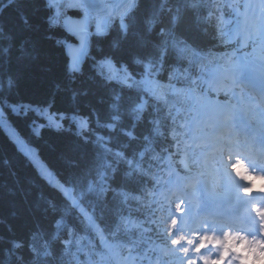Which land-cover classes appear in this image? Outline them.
Returning <instances> with one entry per match:
<instances>
[{"label": "trees", "instance_id": "obj_1", "mask_svg": "<svg viewBox=\"0 0 264 264\" xmlns=\"http://www.w3.org/2000/svg\"><path fill=\"white\" fill-rule=\"evenodd\" d=\"M224 7L137 0L91 36L80 70L70 72L65 44L74 39L52 23L48 0H0V105L9 130L73 187L98 224L89 226L0 125V264H95L103 240L125 255L143 237H163L155 188L166 155H181L178 134L202 73L231 52L219 28ZM108 60L126 81L109 77ZM146 63L160 64L154 94L134 81ZM44 108L62 118L59 128ZM78 117L88 123L81 131L71 122Z\"/></svg>", "mask_w": 264, "mask_h": 264}, {"label": "rangeland", "instance_id": "obj_2", "mask_svg": "<svg viewBox=\"0 0 264 264\" xmlns=\"http://www.w3.org/2000/svg\"><path fill=\"white\" fill-rule=\"evenodd\" d=\"M58 1L60 2V1H66V2H68L69 4H71V5H81V3H83L85 6H88V8H91L92 7V4H93V2L94 1H98V3L99 4H101V5H93V6H95V7H97V10H104V7H103V5H104V3H105V5H109L110 7L109 8H111V9H113L115 6H113L112 7V3L110 2V0H52V3H58ZM115 1H118L119 3H120V1H122V0H115ZM103 4V5H102ZM120 5H121V7L123 6L121 3H120ZM105 11V10H104ZM98 16V15H97ZM68 18H70V19H73V18H71V17H68ZM110 19V17L109 16H104L103 17V22L105 23L106 21H108ZM81 20L83 21V23H84V19L83 18H81ZM82 21H79L78 19H75V20H71L70 21V25H71V27H67L69 30L71 29L72 31H74L75 32V30H78L79 28H81V23H82ZM100 23V22H99ZM76 35V37H77V40L79 41L78 42V46H75L74 48V50H77V53H79V54H82V53H84V46H81V44H82V36L80 35V34H75ZM85 47H86V45H85ZM71 49L72 48H69L68 49V51L71 53ZM75 55V58L73 59V64H72V66H74L73 68H78V63H79V55L77 56V54L75 53L74 54ZM249 60V59H248ZM235 66H237L236 67V70L235 71H233V72H231V71H224V70H218V69H215V70H213L214 71V73H213V75H212V77H213V79H228L229 81H231L232 82V85L230 86L229 85V87L231 88L232 86H237V85H239V80L241 79H243V78H245V77H247V78H249V77H255V74L257 73L258 75H260L261 76V78L263 79L264 78V65L263 64H261L260 65V68H255V65L253 64V63H251V62H249V63H244V61H241L239 64H237V65H235ZM112 71V76L114 77V78H116L117 76H116V73L118 72L117 70H114V69H112L111 70ZM228 73H231L232 75L229 77L228 76ZM226 106V103H223V102H211V103H209L206 107H208V108H210V109H212L213 111H214V113H215V115L216 116H218V114H220V113H222L223 111H226V110H228L229 109V107H225ZM238 107H240V106H237V108ZM260 116L261 117H264V113L262 112V113H260ZM264 118H262V120H263ZM51 121V123L53 124V125H59V121L58 120H56V119H52V120H50ZM0 122H5V118L3 117V115H2V111H1V109H0ZM21 146L25 149V151H26V154L35 162V163H37V164H41V161L38 159V157H37V155H36V151H35V149L31 146V145H27L26 143H24V142H21ZM218 153V152H217ZM237 165V168L235 167ZM238 165L239 164H237V161H236V159L235 160H233V162H232V164H231V166L234 168V173L235 174H238ZM236 168V169H235ZM241 177H246L245 175H241ZM214 182L215 183H217V182H219V180L218 179H215L214 180ZM201 182L200 181H198V180H195L194 182H192L190 185H199ZM198 189H199V187L198 188H196V190L198 191ZM190 210V209H189ZM198 237V235H195V238H197ZM182 244V243H181ZM180 244V245H181Z\"/></svg>", "mask_w": 264, "mask_h": 264}, {"label": "bare ground", "instance_id": "obj_3", "mask_svg": "<svg viewBox=\"0 0 264 264\" xmlns=\"http://www.w3.org/2000/svg\"><path fill=\"white\" fill-rule=\"evenodd\" d=\"M78 32V31H77ZM240 123V122H239ZM241 124H242V122H241ZM14 133L17 135V136H20V134H19V132L16 130V129H14ZM77 136H83L82 135V133H78V134H76ZM241 137V134L240 133H238L237 134V138H240ZM246 138V137H245ZM207 203V202H206ZM208 203H210V202H208ZM207 203V204H208ZM205 206V205H204ZM205 209H206V206H205ZM242 242L239 240V244H241ZM253 259L254 260H257V254L256 253H254L253 254Z\"/></svg>", "mask_w": 264, "mask_h": 264}]
</instances>
